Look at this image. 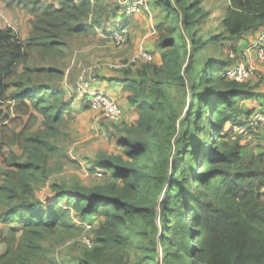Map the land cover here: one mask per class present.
<instances>
[{"label":"trees","instance_id":"16d2710c","mask_svg":"<svg viewBox=\"0 0 264 264\" xmlns=\"http://www.w3.org/2000/svg\"><path fill=\"white\" fill-rule=\"evenodd\" d=\"M19 1L32 14L33 28L28 42L10 26L0 29V100L10 98L8 91L15 88L11 98L17 112L37 108L48 128L61 133L57 124L62 108L91 110L81 96L71 93L68 100L61 82L65 70L54 64L65 53L66 36L90 33L85 18L91 0H63L59 6ZM202 2L150 0L153 16H163L154 24L161 59L140 60L133 73L131 68L118 69L139 118L130 123L125 116L118 122L102 118L94 126L100 134L109 121L125 133L124 154H99L90 166L91 173L101 171L110 182L92 187L77 182L70 188L57 184L54 201L45 204L36 197V188L48 178L49 158L60 148L42 131H15L10 138L3 126L2 143L20 144L23 155L13 154L7 161L10 169L0 184V219L16 224L0 237L6 246L0 264H32V256L44 248L45 231L67 224L72 205L86 219L84 225L96 230V237L88 236L92 246L83 242L77 264H111L109 255L123 249L135 231L148 236L139 245L150 251L142 256L148 264H264V151L249 149L227 125L241 126L243 133L264 129V124L248 126L253 114L264 109V97L256 86L244 83L252 76L243 82L229 77L237 61L207 58L209 48L221 41L237 39L231 48L239 53L250 46L245 35L264 29V0H229L221 18L223 30L207 36L200 28L209 16ZM108 26L104 34L112 30ZM203 60L197 78L196 66ZM179 87L191 93L182 119L168 108L170 91ZM248 100L260 104L249 108ZM203 130L205 140L199 136ZM97 218L101 222L95 228ZM113 259L123 263L124 258Z\"/></svg>","mask_w":264,"mask_h":264},{"label":"rangeland","instance_id":"374dc122","mask_svg":"<svg viewBox=\"0 0 264 264\" xmlns=\"http://www.w3.org/2000/svg\"><path fill=\"white\" fill-rule=\"evenodd\" d=\"M202 1L203 8L209 12V16L202 21L200 25L201 32H203L205 36L221 32L224 28L221 23V18L226 6L229 4V0ZM122 5L123 0H91V11L85 18L90 24V33L66 36L68 44L65 53L62 57L57 58L54 64L65 70V75L62 77L61 82L62 86L67 90L68 95L71 93L73 96H75V94L77 95L75 87L77 89L79 84L83 85L90 83L93 86L94 83L99 81L100 74L106 70L112 71L131 68V72L133 73L142 64L141 62L136 65L129 63L134 54L143 47L148 49L146 44H149V42H151V45H156V36L152 33L151 26L154 25L155 22L156 24L161 22L163 16L158 12L154 13L155 15L153 16V12L150 15L148 11L143 12L142 15H138L141 13H123L120 9ZM125 19L130 22V25H125L130 30V40L121 44L110 38V35H104L102 30L107 24L114 30L118 28V26L114 24L120 21L122 22L120 26H123ZM257 37H259V41L264 44V31ZM255 38L256 34L251 35L249 40H251L253 45H251L249 50L248 46H245L240 53L231 48V44H235L234 42L237 43V39H233L232 41H221L218 46L212 45L209 48L207 58H211L215 61L225 60L227 62L239 60L245 65L250 64L249 68L253 74L251 75L252 77L244 83L248 87L256 86V88L261 90L264 97V58L260 57L257 52L258 49L256 46L258 42L254 41ZM153 50L152 52L155 53ZM154 53V58L157 57L156 61H160L159 52H157V54ZM156 61L154 60V62ZM204 63L205 60L202 61V64L196 66L195 71H199L197 78L202 74L203 69L201 68ZM123 64H127L126 66L128 67H120ZM98 89L101 90L99 87ZM190 94L191 93L188 91L185 93L182 87L175 89L173 92L170 91L168 108L180 114L179 116L181 119L186 116L189 109L188 97ZM185 98L188 99L187 104L185 103ZM259 101L260 100H248L246 102L250 104L249 108H254L256 105L260 104ZM262 102H264V98ZM14 104L17 103L12 99L11 102H6L7 106L4 112H9L10 114L7 113L0 118V182L2 181L0 184L5 181L4 172L10 169L7 161L12 159L13 154L18 157L23 155V148L20 144L2 143V128L4 125L6 126L5 135L10 138L15 131L28 129L31 133L42 131L46 138L53 141L60 148V152L51 154L49 158L48 178L45 181L40 180L36 188V197L42 199L45 204L54 201L56 196L54 186L57 184H64L66 188H70V186L78 182L84 186L92 187L97 184L111 181L110 176L106 174L99 176L96 172L91 173L90 166L99 154H124L121 142L125 133L119 127L120 124L117 125L105 121L104 127H106L107 131L99 135L94 130L96 123L94 111L84 106L77 107V109L73 111L62 108L64 114L57 124L61 130V133H59L54 129L48 128L45 123V115L37 108L31 107L29 113H18L15 110ZM71 106H75V104ZM127 113L126 111L125 118ZM128 114L129 117L133 116L130 112ZM133 118L131 121L135 120V117ZM93 119H95V121ZM5 121L7 122L4 123ZM227 125L233 128L236 137H241V140L248 145L249 149H253L256 152L264 151V136L257 133L260 132L264 134L263 128L255 129L254 132L256 133H243V128L232 125L231 123H227ZM199 136L205 140L206 131L203 130ZM207 146H209V144H207ZM205 149H207V147H205ZM78 154L81 156L86 154L93 160L78 157ZM79 158L82 159L81 163L78 161ZM64 201L65 200H61V202ZM3 208V206H0V212ZM70 209V219L67 224H59L53 230L45 231V235L42 239L44 248L32 256V264H77L78 255L86 247L82 239L85 236L92 238H94V236L96 237V230L94 228L92 230L87 229L84 225L86 219L80 215L73 205ZM94 221L95 228H98L101 222L100 218ZM157 221L159 226L162 227L161 210H159ZM162 230L161 228L160 233ZM142 241H148V236H145V234L139 231L132 232L131 237L124 245L123 249L114 251V253L109 255L111 264H140L141 262L142 264H148L147 261L142 260V256L145 253H150V251L149 249L146 251L144 248H140L139 245ZM163 254L164 250L161 246L159 255L161 263L165 256H163ZM115 255H121L124 258L122 261L123 263H121V261L119 262L118 259H113Z\"/></svg>","mask_w":264,"mask_h":264},{"label":"built area","instance_id":"2783aa9c","mask_svg":"<svg viewBox=\"0 0 264 264\" xmlns=\"http://www.w3.org/2000/svg\"><path fill=\"white\" fill-rule=\"evenodd\" d=\"M122 6L127 13H143L145 11H148V14H152L150 10V0H123ZM9 26L13 27L12 24H9ZM151 29L152 33L155 34V25H152ZM104 35H110V38L122 44L128 41L130 30L127 26L123 25L118 28H115L114 30L109 31L108 34ZM256 48L258 49L257 52L259 56L264 58V46L258 47L257 44ZM154 59L155 58L153 53L143 47L137 53L134 54L129 63H138L140 62V60L153 61ZM126 65L127 64H123L120 67ZM249 65L250 64H243L242 61H237L228 70L229 77L235 78L238 81L243 82L245 79L249 78L253 74V72L249 68ZM75 90L78 96H81L82 98H85L87 101H89L90 109L94 111L97 121L102 118H105L109 121L118 122L124 118L125 110L122 105L119 104L116 97L112 94L103 90L95 89L94 85L92 86L90 83H86L83 85L79 84L77 89L75 87ZM261 124H264V109L257 110L253 114V116L249 119L248 126H260ZM238 127L242 128L241 126ZM96 174L99 176L104 175V173L101 171L96 172ZM86 227L87 229H91L92 224H86ZM83 240V242L86 243L88 246H92V241L88 236H85Z\"/></svg>","mask_w":264,"mask_h":264},{"label":"crops","instance_id":"0c3cea01","mask_svg":"<svg viewBox=\"0 0 264 264\" xmlns=\"http://www.w3.org/2000/svg\"><path fill=\"white\" fill-rule=\"evenodd\" d=\"M44 1L53 2L59 6L63 0H44ZM19 2H20L19 0H1L0 1V29L9 27V24H12L13 25L12 28L19 33L20 38L24 42H28L30 35H31L32 28H33V24H32L33 16L31 13H29L27 8L24 5L20 4ZM138 15H142V13L138 14ZM138 15H136V16H138ZM139 17H142V16H139ZM126 19L123 22V25L124 24L130 25V22ZM121 23L122 22L117 21L116 24H114V25H117L118 27H120ZM263 31H264V29L260 30L259 32L246 34L244 39L245 40L249 39V37L251 38V35L256 34L257 39L255 38L254 41L262 44V42L259 41V37H257V36L261 35V32H263ZM263 40H264V38H263ZM249 41L251 43V40H249ZM242 42L244 43L245 41L242 40L241 43ZM146 45L149 49H151V50L154 49L153 51H155L156 54H157V52H159V56L161 58V55H160L161 52L156 47L155 44L151 45V42H149V44L147 43ZM251 45H253V43H251L250 46H248V50L251 47ZM155 58H156L155 59V61H156L157 57H155ZM121 76H122V73L118 69L112 70V71L106 70L105 72L100 74V80L98 82L94 83V87L97 86L96 87L97 89L99 87L103 91H106L110 94L111 93L114 94L116 96L118 102L120 103V105L123 106L125 112L126 111L128 113L130 112L133 115L132 117H129V114L127 113V116H126L127 119L126 120H128V123L135 122L139 118V114H138L137 108L134 105L130 104V102L128 100V92L124 88V85L121 81ZM14 92H15V88H10L8 91V96L10 98L6 99L5 101L0 100V113L2 114L1 115L2 117L4 115H6L7 113L10 114L9 112H4V110L7 106L6 102H11V99H12L11 97L14 94ZM67 95H68V93H67ZM74 99H75V97H74ZM68 100H71V97H69V95H68ZM246 105L249 107L250 104H247V102H246ZM133 117H135V120L131 121V119ZM6 122L7 121H5L4 123H6ZM0 125H1V122H0ZM106 131H107L106 128L103 127L102 131H100V134L99 133H97V134L102 135ZM78 157H83L84 159L93 160L89 156H87L86 154L83 156L78 154ZM78 161H79V163H81L82 159L79 158ZM14 226L16 227L15 223H9V222L4 221L3 219H0V237H5L11 231V229ZM5 251H6V246L4 244H0V255L4 254Z\"/></svg>","mask_w":264,"mask_h":264}]
</instances>
